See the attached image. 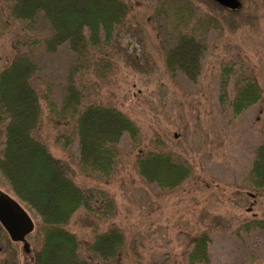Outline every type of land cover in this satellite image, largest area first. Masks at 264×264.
Here are the masks:
<instances>
[{"label": "rangeland", "instance_id": "1", "mask_svg": "<svg viewBox=\"0 0 264 264\" xmlns=\"http://www.w3.org/2000/svg\"><path fill=\"white\" fill-rule=\"evenodd\" d=\"M124 2L127 13L110 41L77 56L68 44L45 49L39 23L12 17L11 0H0V70L29 50L37 67L29 82L39 102L32 136L93 196L90 209H76L62 226L79 240L78 254L94 264L112 262L87 250L111 228L122 238L117 264H264V178L252 174L255 165L264 167L257 153L264 142V0H239L236 9L214 0ZM178 36L196 46H179L185 48L177 63L185 69L172 57ZM247 77L256 81L259 98L236 112L237 84ZM68 87L80 95V109L111 105L137 127L134 137L120 136L108 175L80 168L73 119H57L67 116L61 112ZM7 122L0 110V150ZM147 151L181 165L176 183L162 186L140 174L137 160ZM15 156L18 171L23 153ZM0 191L33 221L29 253L0 224V264H35L40 217L1 172ZM202 233L205 259L194 262L193 241Z\"/></svg>", "mask_w": 264, "mask_h": 264}, {"label": "trees", "instance_id": "2", "mask_svg": "<svg viewBox=\"0 0 264 264\" xmlns=\"http://www.w3.org/2000/svg\"><path fill=\"white\" fill-rule=\"evenodd\" d=\"M8 8L14 18L23 16L28 22L39 23L40 27L35 29L42 34L45 49L54 50L59 45L68 44L77 56L99 47L98 44H103L101 42L107 44L113 36L114 27L127 13L124 0H11ZM184 44L189 49H196L194 40L178 36L173 47L177 53L172 55L176 63L178 59L183 61V50L180 52L179 48L185 47L179 46ZM24 51L28 53L29 50ZM27 53L21 50L14 54L11 62L0 70V110L8 119L4 145L0 150V172L9 181L18 199L30 205L28 207L40 217L42 243L35 255V264H94L78 254L79 240L62 226L76 209L91 208V189L81 188L74 183L45 144L32 136L39 125V102L29 79L37 67ZM177 64L181 69L186 68L182 63ZM65 95L62 108L67 109L61 113L67 116L61 115L57 119L60 123L65 118L73 119L80 168L86 172L108 175L115 163L120 136L125 132L134 137L137 127L111 105L93 102L80 109L81 97L73 88L68 87ZM258 98L256 81L247 77L238 82L232 106L236 112H240ZM19 153H23L20 167L24 170L27 168L26 174L21 168L17 171L15 166V154ZM257 153L260 161H264V142ZM170 157L163 152H144L137 160L138 170L149 182L171 186L179 178L176 174L181 165L172 163ZM253 170L252 174L263 180L264 167L257 164ZM161 176L170 179L164 182L166 180ZM261 180L257 182L263 183ZM205 235L202 233L194 239L190 260L205 259ZM121 239L118 229L111 228L107 233L99 234L87 246V250L97 251L106 263L112 260L110 264H117Z\"/></svg>", "mask_w": 264, "mask_h": 264}, {"label": "water", "instance_id": "3", "mask_svg": "<svg viewBox=\"0 0 264 264\" xmlns=\"http://www.w3.org/2000/svg\"><path fill=\"white\" fill-rule=\"evenodd\" d=\"M229 9L239 6L238 0H215ZM0 223L14 241H21L22 248L29 252V244L25 235L33 228V221L21 204L9 194L0 191Z\"/></svg>", "mask_w": 264, "mask_h": 264}]
</instances>
